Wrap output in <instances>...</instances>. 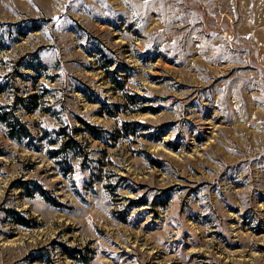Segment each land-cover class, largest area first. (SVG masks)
Listing matches in <instances>:
<instances>
[{"label": "rangeland", "instance_id": "374dc122", "mask_svg": "<svg viewBox=\"0 0 264 264\" xmlns=\"http://www.w3.org/2000/svg\"><path fill=\"white\" fill-rule=\"evenodd\" d=\"M0 264H264V0H0Z\"/></svg>", "mask_w": 264, "mask_h": 264}]
</instances>
